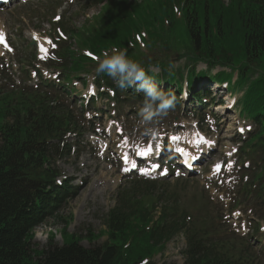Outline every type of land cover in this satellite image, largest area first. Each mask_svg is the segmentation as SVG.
<instances>
[{
  "label": "trees",
  "instance_id": "1",
  "mask_svg": "<svg viewBox=\"0 0 264 264\" xmlns=\"http://www.w3.org/2000/svg\"><path fill=\"white\" fill-rule=\"evenodd\" d=\"M244 1L231 0L225 5L222 0H192L193 15L187 18L192 36L198 35L200 23L204 25L209 21L214 30L219 24V34H214L217 39L245 35L255 39L259 50L264 49V0L248 1L246 5L247 11L253 10L251 14L255 19L245 11ZM165 4L161 1V5ZM119 8L125 11L121 20L115 19L112 12L114 16L110 13L101 24L88 30L87 36L73 28L69 30L79 35L82 46L97 53L114 45H125L141 26L129 23L127 8L122 5ZM161 13L166 14V8L163 7ZM203 16L205 20H199ZM209 17L217 20H206ZM154 20L156 18L142 23L146 30ZM160 43L165 44L163 40ZM207 43L211 41L207 39ZM60 55L66 60L60 66L65 68L67 78L69 74L78 76L90 65V59L71 46L63 47ZM128 56L142 64L148 58L145 53L136 56L133 51ZM67 94L48 85L0 89V264H156L143 260L163 252L168 241L182 231L181 224L171 222V215L165 211L153 222L152 214L140 207V201L128 190H122L118 205L106 216L109 241L104 245L85 248L65 226L63 246H58L52 235L45 248L35 249L32 240L36 227L50 218H59L67 207V200L62 197L69 187L55 185V178L60 174L55 159L69 155L67 147L60 148L57 142L65 132L78 127L67 103ZM186 233L189 239L184 264H257L256 256L236 252L226 241L222 244L208 239L201 241L197 229Z\"/></svg>",
  "mask_w": 264,
  "mask_h": 264
},
{
  "label": "rangeland",
  "instance_id": "2",
  "mask_svg": "<svg viewBox=\"0 0 264 264\" xmlns=\"http://www.w3.org/2000/svg\"><path fill=\"white\" fill-rule=\"evenodd\" d=\"M53 1L55 0H32L29 1L30 3L28 2L29 4L13 1L7 7H0V25L7 34V41L10 40L11 46L0 47V58L2 56L5 57L10 63L13 62V57L25 56L30 60L32 59L31 37L34 35V29L42 32L47 31L48 34L50 33L48 22H51L53 14L56 11L55 9L49 14L54 4ZM223 1L227 3L228 0ZM57 2L59 5L63 3L62 1ZM81 2V0H77L76 4L71 6L66 5L59 10L62 14L67 12L63 18V24L66 26L65 31L70 35L71 45L75 50H79V38L69 31V27L72 26L73 29L78 31V28L86 25L88 20H92L98 14L97 12L101 10V7H92L90 3L88 6L83 4L81 7ZM159 10L160 9L155 5H153L152 8L143 6L140 13L132 17L133 20H140L141 17L153 16L157 13L159 15L157 20H173L176 25L180 23L181 9L178 6L173 5L171 9L172 18L169 19L160 18L161 12ZM212 20H214L213 17ZM151 32H153L155 37H160L159 33L152 28L148 30L149 36L147 40L142 38L139 42L144 41L146 43L150 41ZM155 39L157 40V38ZM161 39L166 45L162 43L160 45H154L152 47L154 53L160 50V46H168V42L165 41L163 37H161ZM216 40L220 49L219 56L230 58L231 61H238L237 58L241 57L243 51L242 40L235 37H231L228 40ZM12 45L15 47V53H13ZM143 49L145 50V48ZM146 50L148 54L152 52L148 47ZM133 52L136 56L141 55V50L137 47ZM13 54L15 55L13 56ZM157 62L159 61L155 54H152L146 58L144 64L154 65ZM181 62L186 61L185 59H181ZM151 69L154 71L158 70L154 66H152ZM12 72L15 73V70ZM92 79L93 77L89 76L88 80L90 83L87 88H83L82 84L79 82L75 83L77 88V94L75 95H77L78 99H80V95L85 91L90 93L95 91L91 83ZM222 79L232 83L234 77L223 74L220 80ZM175 118L176 117L167 116L165 121H174ZM138 120L139 119H135L134 117L127 118L125 113L119 116H117L116 113L115 118L110 114L108 116L104 115L102 120L97 123L95 131L97 132V137L109 144V148L98 157L95 154V147L90 142L91 136L94 134L92 132L93 127L90 129L85 128L83 135L78 139L80 150L83 151V153L80 156H72L67 158V160L60 161L58 164L56 163L59 170L65 171L69 176H75L74 184L79 187L80 193L77 198L70 201L68 204L69 207L61 213L60 219H49L35 229V248L42 249L48 244L51 231L57 232L55 238L56 243L62 245L63 240L60 230L66 225L65 216H69L70 214H72L73 219L68 228V232H75L77 235L82 236L83 238L81 240L83 245H91L89 239L91 233L98 234L102 232L104 234L106 228L103 224V216L115 206L119 189L132 187L137 188L138 193L145 192L157 197L169 195L175 191H181L184 194V198H182L183 202L185 201L189 206L201 205V195L206 194L211 200H214L213 202L217 206L219 212L222 209V219L225 223L235 228L236 231L247 233L251 237L256 235L254 239L251 238L254 245H256L258 250L262 247L264 248V240L260 243L258 239V236L264 237V230H260L257 235L255 227L248 222V218H253L251 211L241 206L243 208L242 212V210H240L241 207L238 205L231 208L234 201H231L229 197L224 199L223 194L236 193L242 184V179L238 178V174H240L238 168H234L227 172L225 178L221 182L212 181L213 179L210 175V165L214 161V159L210 160L212 158H208L207 161L197 166L198 175L182 174L175 177L172 176L166 183H160L162 180L157 175H152V177H147L146 175L138 177L136 174H128L129 170L125 171V169L129 167H123L121 165L119 155L116 154L118 147H122V144L125 143L130 146H137L141 149L146 146L150 140V136H147L145 131H143L144 126ZM109 132H112V134H109ZM156 132H160L158 126H156L155 133ZM161 138L162 136L159 137V139ZM75 140L76 137L70 136L67 141L72 142ZM223 140L224 138H221V140L219 139V143L225 150L222 152V149H219L214 155H223V153L229 151L231 148L227 147V145H233L232 142L225 144ZM96 148L97 152L101 151L98 145ZM170 166V164L167 165V167ZM249 171L250 173H247V175L252 177L254 174L252 169H249ZM86 175L89 176L88 183L81 184V177ZM85 178L87 180V177ZM166 191L167 194H165ZM226 215L229 217V220L228 218L225 219ZM239 217L240 219H238ZM245 224H247L248 229L243 231L241 227L244 228ZM238 227L240 230H237ZM104 240H106L105 235L101 239L95 241V243H101ZM185 248L186 238L181 234L167 244L164 254L154 255V262L156 264H183V251ZM261 250L264 253V249ZM260 262L264 264V256L261 257Z\"/></svg>",
  "mask_w": 264,
  "mask_h": 264
},
{
  "label": "clouds",
  "instance_id": "3",
  "mask_svg": "<svg viewBox=\"0 0 264 264\" xmlns=\"http://www.w3.org/2000/svg\"><path fill=\"white\" fill-rule=\"evenodd\" d=\"M97 74H107L121 89L134 87L142 93L144 100L138 115L144 126V131L152 135L156 131L159 118L167 116L176 106L177 98L171 92L162 91L153 76L137 60L129 58L128 54L119 49L104 52L97 58ZM174 65H170L169 69Z\"/></svg>",
  "mask_w": 264,
  "mask_h": 264
},
{
  "label": "snow or ice",
  "instance_id": "4",
  "mask_svg": "<svg viewBox=\"0 0 264 264\" xmlns=\"http://www.w3.org/2000/svg\"><path fill=\"white\" fill-rule=\"evenodd\" d=\"M0 43H4L5 47H7L6 41H5V37L3 33H0ZM48 43H51V41H49ZM42 53H47V49H45L42 45L40 48ZM46 58V56H41V59ZM94 94V93H93ZM173 139H178V138H173ZM151 152V146H149L147 149H144L140 154L144 155L145 153ZM127 156H125V161L127 162ZM220 166L218 165L216 170L219 171ZM128 169H125V171H127Z\"/></svg>",
  "mask_w": 264,
  "mask_h": 264
},
{
  "label": "bare ground",
  "instance_id": "5",
  "mask_svg": "<svg viewBox=\"0 0 264 264\" xmlns=\"http://www.w3.org/2000/svg\"><path fill=\"white\" fill-rule=\"evenodd\" d=\"M1 29V28H0ZM2 33V32H1ZM220 110H223L224 109V106L223 107H221V108H219ZM194 138H196V136L194 137ZM194 138H193V141H194ZM178 142L180 141V137L178 138V139H176ZM181 145V144H180ZM182 152H183V150H182ZM186 154H190V155H193L192 153H186ZM181 155H183L182 153H181Z\"/></svg>",
  "mask_w": 264,
  "mask_h": 264
}]
</instances>
